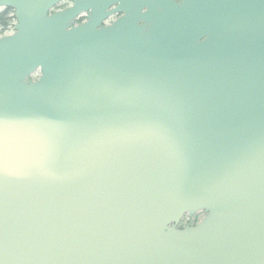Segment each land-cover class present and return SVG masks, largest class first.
Returning a JSON list of instances; mask_svg holds the SVG:
<instances>
[{"label": "water", "instance_id": "obj_1", "mask_svg": "<svg viewBox=\"0 0 264 264\" xmlns=\"http://www.w3.org/2000/svg\"><path fill=\"white\" fill-rule=\"evenodd\" d=\"M63 1L0 0V264H264V0Z\"/></svg>", "mask_w": 264, "mask_h": 264}, {"label": "rangeland", "instance_id": "obj_2", "mask_svg": "<svg viewBox=\"0 0 264 264\" xmlns=\"http://www.w3.org/2000/svg\"><path fill=\"white\" fill-rule=\"evenodd\" d=\"M62 5H66L67 7H69L71 5V2L69 1H64L61 3ZM56 9V8H55ZM9 15H12V13L10 12ZM12 17V16H11ZM10 17V21H9V24L8 26L5 27L4 30H2L3 28H1L0 30V36L1 35H4V33L8 34V33H11L13 28H12V24L14 22L13 19H11ZM83 18V21L85 20V15L81 16ZM37 74L34 75V78H36ZM205 217V214L203 211H199L197 212L194 216L192 217H189L188 215H186L180 222L179 224V227L180 228H183L187 225H195L196 223L200 222L203 218Z\"/></svg>", "mask_w": 264, "mask_h": 264}, {"label": "trees", "instance_id": "obj_3", "mask_svg": "<svg viewBox=\"0 0 264 264\" xmlns=\"http://www.w3.org/2000/svg\"><path fill=\"white\" fill-rule=\"evenodd\" d=\"M66 7V5H61L58 8H64ZM10 12H13L12 9H7L5 10L2 14H0V28H3V30L5 29L6 26H8L10 18H7L8 14ZM12 19V18H11ZM83 20V18L79 19V22H81Z\"/></svg>", "mask_w": 264, "mask_h": 264}, {"label": "flooded vegetation", "instance_id": "obj_4", "mask_svg": "<svg viewBox=\"0 0 264 264\" xmlns=\"http://www.w3.org/2000/svg\"><path fill=\"white\" fill-rule=\"evenodd\" d=\"M62 5V4H61ZM61 5H59V6H61ZM8 8H5V7H1L0 8V14H2L5 10H7ZM10 9V8H9ZM12 13V15H9L8 14V16H7V18H10L11 16V18L14 20L15 19V15H14V11L13 12H11ZM118 17V15H115V16H113L107 23H110V22H112L113 20H115L116 18ZM83 21V20H82ZM13 25V24H12ZM14 26V25H13ZM13 26H12V28H13ZM0 30H1V28H0ZM3 30V29H2ZM6 34V33H5Z\"/></svg>", "mask_w": 264, "mask_h": 264}]
</instances>
